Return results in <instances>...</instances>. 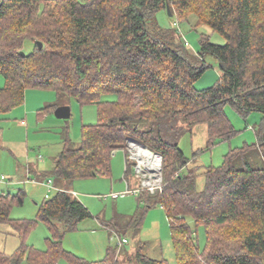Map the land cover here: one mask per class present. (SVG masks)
Returning a JSON list of instances; mask_svg holds the SVG:
<instances>
[{
    "label": "trees",
    "instance_id": "1",
    "mask_svg": "<svg viewBox=\"0 0 264 264\" xmlns=\"http://www.w3.org/2000/svg\"><path fill=\"white\" fill-rule=\"evenodd\" d=\"M168 5L179 39L156 20ZM184 24L198 32L208 27L225 42L214 43L211 34L201 32L196 55L202 61H197L180 37ZM27 40L34 43L31 52L25 50ZM207 55L218 60L221 75L211 87L197 89L209 68ZM0 71L5 79L0 116L22 106L29 88L55 90L82 106H97L98 121L82 126L81 144L65 139L51 173L58 181L110 174L114 152L133 138L162 155V188L155 195L142 189L138 202L164 208L178 264H264V167L236 165L255 148L264 157V128L256 131V143L231 149L220 167H207L200 191L198 174L185 171L190 160L177 141L181 122L208 125L206 147L198 154L231 140L238 131L226 114L229 105L243 117L264 115V0H0ZM109 94L116 99H103ZM24 195L0 190V225L21 237L13 253L0 251V264H58L61 259L122 264L118 245L92 261L64 248L66 235L93 217L72 189L45 199L35 219L12 218L13 204L23 205ZM188 218L205 227L203 250ZM141 221L135 215L129 225L137 229ZM38 222L50 231L45 249L26 241ZM102 224L126 235L113 221ZM130 261L168 264L142 250Z\"/></svg>",
    "mask_w": 264,
    "mask_h": 264
},
{
    "label": "rangeland",
    "instance_id": "2",
    "mask_svg": "<svg viewBox=\"0 0 264 264\" xmlns=\"http://www.w3.org/2000/svg\"><path fill=\"white\" fill-rule=\"evenodd\" d=\"M80 1L86 2V0ZM156 20L160 26L171 30V33L179 39L176 33L177 24L174 23L176 19L170 17L168 11L158 12ZM181 30L182 41L189 42L188 52L197 61H202V58L196 55L200 50L201 32L211 34V40L214 43L223 44L225 42L222 35L212 32L205 26L201 28V32H198L184 24L181 25ZM33 48L34 43L27 40L25 50L31 52ZM205 61L209 68L196 82L197 89L211 87L220 78L221 71L218 60L207 55ZM4 85L5 79L0 71V88H3ZM103 99L115 100L116 95L109 94ZM63 103H67L72 108L70 118H58L54 108L44 110L46 106L54 104L61 106ZM225 111L238 133L231 140L221 141L211 149L203 150L199 154L197 152L204 149L208 141V125L199 123L189 126L186 122L180 123V128L183 127V129L177 141L190 160L185 171L193 170L198 174L197 190L199 191L205 188L204 171L207 167H220L231 149L256 143V131L264 128V115L260 112H253L248 117H243L230 105L225 108ZM22 120L26 121V125L22 124ZM97 121L98 109L96 105L82 106L77 100L70 99L67 95L58 96L55 90L36 88L27 89L25 103L22 106L0 116V178L1 174H5L7 177V180L0 181V190L12 193L23 190L25 193L23 205L16 202L13 204L12 218L35 219L44 198H50L56 194L57 190L54 184L64 185L68 189H73L76 197L89 208L93 215L92 218L82 221L76 231L66 235L64 248L67 251L91 261L104 259L108 247L117 246L119 243V237L102 226L104 221H113L117 225L116 228L124 232L128 239V243L117 254L118 260L122 264H135L130 259L140 250L153 259H166L168 264H178L170 221L164 208L161 205L146 208L144 203L138 202L139 194L134 192L138 189H145V192H149L151 195L156 193L148 187L144 188L143 181L149 178V172L146 173L142 170L138 174L135 171L137 164L134 163L135 152L131 149V141L127 143L125 149H118L114 152L110 174H99L95 177L78 179L72 183L66 182V184L64 180L58 181V178L54 180V177L49 175L46 181L53 177L52 188L40 186L33 192L30 186L24 184L9 185L14 183L9 181L12 173L9 175L6 167L11 171V165L13 168L15 165L20 167L21 164L25 165L26 157L31 158L32 161H39L38 158H41L40 169L50 171L51 174V169L54 170L55 159L64 147L65 139L70 140L73 146L78 147L82 142V126L96 124ZM246 162H250L257 168L264 167V157L257 148L253 149L246 158L238 159L236 165L242 168ZM34 178L35 174L30 175L28 181ZM115 193L119 194L118 198L112 197ZM135 215L142 219L141 227L137 229L129 225L131 218ZM188 223L197 232L198 244L203 250L207 237L205 227L203 225L196 226L192 218H188ZM8 227L0 225V242ZM48 237H50L49 229L44 223L38 222L28 234L26 241L28 245L34 244L36 248L45 249ZM59 264L70 263L67 260H61Z\"/></svg>",
    "mask_w": 264,
    "mask_h": 264
},
{
    "label": "crops",
    "instance_id": "3",
    "mask_svg": "<svg viewBox=\"0 0 264 264\" xmlns=\"http://www.w3.org/2000/svg\"><path fill=\"white\" fill-rule=\"evenodd\" d=\"M220 75H221V73H220ZM62 105H67V103H63ZM22 124L26 125V121L22 120ZM0 147H1V145H0ZM26 156H29V155H26ZM38 160L40 161L41 158H38ZM39 161H37V160L32 161L31 158L26 157L25 165L21 164V167L15 165L14 168L11 165V171L6 167V170H8L9 175L12 173V177H10L9 181L14 183V184H9V185L18 186V185L24 184V185L30 186V188H32L31 189L32 192L34 190H38V188H40V186H46V188L51 189L52 184H54L53 177L51 179H48V181H46V178L52 174H50V171H43L42 169H40ZM51 173H52V169H51ZM33 174H35V178L32 180L29 179V181H28L29 176L30 175L33 176ZM1 175L5 176V174H1ZM5 180H7V177ZM50 180H52L51 183H49ZM54 180H55V178H54ZM1 182H3V181H1ZM1 184H3V183H1ZM54 186L57 190L56 192H58L61 189L66 188V187H64V185L63 186H57L56 184H54ZM1 191H3V190H1ZM7 192H11V191H7ZM72 192L74 195L76 194L73 191V189H72ZM45 199H48V197H45L44 200ZM38 210H39V208H38ZM3 225H6V224H3ZM7 226H9V225H7ZM102 226L106 230L110 231V229L105 227L103 224H102ZM2 236H3V239H1V242H0V251L5 252L6 254L13 253L21 245V237H20L19 233L17 231H15L14 229H12L10 226L8 227V229L4 232V235H2ZM8 245H9V247H8ZM29 245L34 246V244H29ZM61 260H65V259H61ZM26 264H29V263L26 262Z\"/></svg>",
    "mask_w": 264,
    "mask_h": 264
},
{
    "label": "built area",
    "instance_id": "4",
    "mask_svg": "<svg viewBox=\"0 0 264 264\" xmlns=\"http://www.w3.org/2000/svg\"><path fill=\"white\" fill-rule=\"evenodd\" d=\"M185 45L186 46H190L189 42H187V41H186ZM152 153L155 154V156L157 157V160H158L157 162H159L157 167L155 166L153 168H148L146 165H143L142 167H140V165H141L140 164V160L135 155L133 156V158L135 159L134 163L137 164L136 165L137 167H136L135 171L138 174H140V171H142V170L145 171L146 173L149 172L148 173L149 174V178H147L146 180L143 181L144 188L148 187V188H150V190L152 192H154V191H157V190L161 189L162 185H163V171H162V168H161V165L163 164V158H162V155L159 154V153H156L154 151H152ZM5 179H6L5 176H1L0 181H4ZM148 181H150V182H148ZM51 182H52V180L49 181V183H51ZM141 190L142 189H138V190H135L134 192L136 194H139ZM112 197L113 198H118L119 194L115 193V194L112 195ZM113 234H115L116 236L119 237L118 246L120 248H122L125 244L128 243V239L125 236L122 237V236L118 235L115 232Z\"/></svg>",
    "mask_w": 264,
    "mask_h": 264
},
{
    "label": "bare ground",
    "instance_id": "5",
    "mask_svg": "<svg viewBox=\"0 0 264 264\" xmlns=\"http://www.w3.org/2000/svg\"><path fill=\"white\" fill-rule=\"evenodd\" d=\"M130 144L132 147L131 149L134 150L136 157L140 160V167H142L143 165H146L148 168L158 166L159 162H157V157L148 147L143 146L135 140H131Z\"/></svg>",
    "mask_w": 264,
    "mask_h": 264
},
{
    "label": "water",
    "instance_id": "6",
    "mask_svg": "<svg viewBox=\"0 0 264 264\" xmlns=\"http://www.w3.org/2000/svg\"><path fill=\"white\" fill-rule=\"evenodd\" d=\"M167 11L169 13L170 16H172V11H171V7L168 5L167 6ZM39 44V47L42 48V43L41 42H38ZM23 55H25V52H22ZM55 115L58 117V118H61V119H67V118H70L71 115H72V108L70 105H61V106H58L55 110ZM131 140H135L133 138H129L128 139V142H130ZM136 141V140H135ZM143 146H146L144 144H142ZM147 147V146H146ZM161 168H162V171H163V164L161 165Z\"/></svg>",
    "mask_w": 264,
    "mask_h": 264
}]
</instances>
